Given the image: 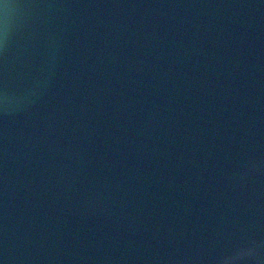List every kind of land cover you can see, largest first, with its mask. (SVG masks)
Returning a JSON list of instances; mask_svg holds the SVG:
<instances>
[{
  "label": "water",
  "instance_id": "1",
  "mask_svg": "<svg viewBox=\"0 0 264 264\" xmlns=\"http://www.w3.org/2000/svg\"><path fill=\"white\" fill-rule=\"evenodd\" d=\"M237 256L264 264V0H0V264Z\"/></svg>",
  "mask_w": 264,
  "mask_h": 264
},
{
  "label": "clouds",
  "instance_id": "2",
  "mask_svg": "<svg viewBox=\"0 0 264 264\" xmlns=\"http://www.w3.org/2000/svg\"><path fill=\"white\" fill-rule=\"evenodd\" d=\"M253 253V250L252 249H249L247 251V253H242L240 255H251ZM240 257L237 256V257H231V258H226L223 262V264H233V261L236 260V259H239Z\"/></svg>",
  "mask_w": 264,
  "mask_h": 264
}]
</instances>
